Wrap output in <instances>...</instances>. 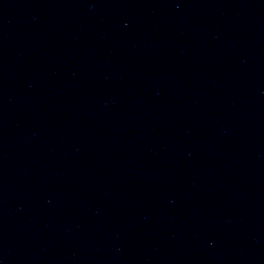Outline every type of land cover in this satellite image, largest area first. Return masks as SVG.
Returning a JSON list of instances; mask_svg holds the SVG:
<instances>
[{
	"label": "water",
	"instance_id": "water-1",
	"mask_svg": "<svg viewBox=\"0 0 264 264\" xmlns=\"http://www.w3.org/2000/svg\"><path fill=\"white\" fill-rule=\"evenodd\" d=\"M0 264H264V0H0Z\"/></svg>",
	"mask_w": 264,
	"mask_h": 264
}]
</instances>
